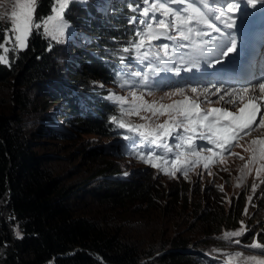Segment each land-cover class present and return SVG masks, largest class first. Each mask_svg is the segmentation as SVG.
<instances>
[{
	"label": "trees",
	"instance_id": "1",
	"mask_svg": "<svg viewBox=\"0 0 264 264\" xmlns=\"http://www.w3.org/2000/svg\"><path fill=\"white\" fill-rule=\"evenodd\" d=\"M101 2L89 0L87 4ZM160 2L177 11L186 6L156 1ZM38 3L36 19L49 14L51 7L50 0ZM76 5L67 20L99 36L55 45L34 30L26 49L7 54L10 66L0 63V264H220L200 253L214 254L217 249L225 253L243 249L248 242H264V194L258 202L254 195L251 203L249 195L240 194L231 205L209 188L193 202L182 184L173 183L177 185L164 194L149 173L129 182L120 178V170L106 156H111L110 149L99 135L106 134L103 125L82 119L77 111L80 100L89 98L90 89L102 76L98 62L119 52L123 35H133V31L122 10L112 19L125 26L122 32H115L113 26L100 31L83 7ZM155 17L163 18L160 12ZM0 28H4L1 22ZM0 54H4L2 49ZM45 87L51 90L39 92ZM56 120L64 121L71 133L99 138L96 147L80 146L84 162L77 166L84 163V168L77 178L68 175L69 167L56 175L50 169L54 160L70 164L79 159L75 144L74 149L66 145L69 151L64 156L40 153L46 142L69 139ZM151 209L170 210L177 218H185L184 223L178 221L175 232L168 229L169 236L161 234L144 247L128 234L136 219L117 217L120 213L145 216ZM241 221L247 222V232L233 244L223 240L226 231L241 227ZM15 225L23 239L16 238Z\"/></svg>",
	"mask_w": 264,
	"mask_h": 264
},
{
	"label": "snow or ice",
	"instance_id": "2",
	"mask_svg": "<svg viewBox=\"0 0 264 264\" xmlns=\"http://www.w3.org/2000/svg\"><path fill=\"white\" fill-rule=\"evenodd\" d=\"M2 2V0H0ZM73 0H50L51 7L50 12L46 16L40 17L36 20V8L37 0H14L12 11L8 17L10 21L9 27L0 28V36L3 37V42L0 43V49L3 50L4 54H0V63L10 66L7 53L9 50L14 53L17 51H22L27 48L28 39L31 36L33 30H36L37 34H43L46 37H50L57 43H61L66 30L71 27L69 22L65 19L64 13L68 9L69 4ZM80 3H86V0H78ZM203 4L208 12L202 11L201 8L197 7L194 3H187L186 0H171L172 4H186V6L181 10L177 11L172 7L166 5L163 2L153 3L150 7L143 8L141 15L148 18L150 12L152 13V20H154L160 31L153 28L152 23H147V32L143 36L150 37L151 39H159L160 37H165L169 40H176V36L168 35L169 31H176L179 33V38L183 41H189L193 43L196 50L200 52L201 55H215L217 59L214 61L215 64L223 63L221 57L227 58L230 54L237 52V39L232 33V29L236 27V20L233 19V15L237 10L240 9V4L237 0H224L223 3H219L217 0V6L215 8H209L208 0H199ZM256 0H246V3L255 7ZM261 5L264 6V0H260ZM148 4L149 0H145ZM136 9H133L135 11ZM161 12L163 18L156 20L155 13ZM209 12L215 13L214 16H210ZM168 17H171V22H169ZM4 17L0 16V19ZM215 21L220 22L223 28L217 26ZM135 22V18H133ZM139 23L145 24V20H140ZM200 26L210 29L209 31H201ZM227 29L229 31L225 32ZM42 30V33H41ZM9 33L12 34L14 38V44H12L11 49L6 47V45L11 43L9 38ZM212 33L218 34L217 39L202 40L201 44H195L192 39L193 34L196 37L203 38L204 36H211ZM137 35H141L137 33ZM144 44V39L140 40L137 44V49L142 47ZM208 45H213V48H207ZM163 48L168 49V45L164 44ZM50 50V49H49ZM127 51V49H125ZM171 58V57H169ZM195 64V61L193 62ZM215 88V85H213ZM258 87L259 92L264 94V81L258 84H252L251 86L242 88H215L212 89L205 88L200 90L196 87L189 89L191 93L204 95L205 103H211L209 98V93L214 96H218V100L215 101L219 103L224 101L225 96L231 99L225 101L227 104H232L235 98H238L242 106L237 107L234 111L226 108H210L206 112L201 110V103L197 100L191 99L188 96H184L182 101H177L169 105H159L157 106L155 102L148 104L144 101L141 108L145 111H150L152 115H168L169 121L165 124L158 125V129L162 130H150V131H139V135L148 139L151 137V144L156 148H163L167 153L172 152V148L165 142L164 138H172L174 133H177L178 129H183L185 133H193L195 137L199 140L206 141L207 144L211 145L208 148H201L199 151L196 150L194 146L193 135H188L185 137H179L178 134L176 138L187 141V148L191 149V155L197 157L200 156V152L212 153V157L217 155L227 154L229 156L238 157L240 160H245V157L232 151L233 147H241L243 151L249 153L247 161L244 163L241 172L251 173L253 167H255L256 178L259 179L261 174H264V138H255L250 141L247 147H244L240 143L245 137L251 135L252 132L257 129L264 128V112H261V107L256 96L249 95L250 92H254ZM221 92L224 95H219ZM185 93L184 88H176L173 93H166V95H183ZM134 95V94H133ZM118 103H123V97H113ZM138 108L130 109L129 111H136L139 113ZM123 114L124 109H121ZM260 114L259 122L257 123V114ZM113 122H116V117H113ZM120 128H125L126 125L123 122L119 123ZM132 131L131 128L128 129ZM201 130V131H198ZM125 139H128L126 136ZM182 144H177L176 148L182 147ZM219 149L217 152L215 149ZM184 153H177L176 158L172 161L174 165L173 172H165L166 175L175 178V172H182L184 178H188V168H183L180 166L181 156ZM212 157H204V169L209 168V162ZM145 163H149L154 168H159L160 166L155 163H151L153 159L163 160L164 163H168L164 156L156 155L154 152H150L139 155ZM185 163L195 165L196 161H185ZM209 175L212 173L209 171ZM264 183V180L261 181ZM257 185L253 183L252 191L255 192ZM249 203H251L252 197H248ZM245 215L248 214L247 208L244 210ZM245 228L243 222L241 221V229L239 231L225 232L224 238L228 239L231 237H239ZM17 239H23V236L19 231L16 232ZM239 243V241H236ZM249 247L253 249H264V245L258 242H253ZM236 257H241V253L237 252ZM245 264H264V259H260L257 256H248L245 258Z\"/></svg>",
	"mask_w": 264,
	"mask_h": 264
},
{
	"label": "rangeland",
	"instance_id": "3",
	"mask_svg": "<svg viewBox=\"0 0 264 264\" xmlns=\"http://www.w3.org/2000/svg\"><path fill=\"white\" fill-rule=\"evenodd\" d=\"M38 1L39 0H37V3H38ZM164 1H167V0H164ZM222 1H224V0H219V3H222ZM242 1H246V0H242ZM186 2H191V3L194 2L197 7H199V8L201 7V9L204 10V6H203V4H201L199 2V0H186ZM75 3L77 4L76 8H78L81 5L80 2H78V0H73V2L69 4L68 9L64 13L65 19L68 18V16H71L70 13H72ZM208 3H209V7L211 5H214V8L217 6V0H208ZM13 4H14V0H2V2H0V16L4 17L3 19H0V22L4 28L9 27L10 21H8V17L11 14ZM36 20H39V19H36ZM68 22L71 25V27L66 30L65 36L63 38H61L62 42H66V43H69L71 40H77V29L74 27V25L70 21H68ZM153 28L157 31H160L159 27H153ZM203 29H204V31H206V28H204L203 26H200V30L202 31ZM41 32H42V30H41ZM9 38L11 40V43L6 45V47H9L11 49L12 44H14V38H12L11 33H9ZM160 38L164 39V40H169V39H166L165 37H160ZM199 39H201V38L197 37V41ZM53 43L55 45L57 44V42L54 40H53ZM10 51L11 50H9V52ZM149 56H152V55L149 54ZM61 60H63L62 57H61ZM45 90H51V89L48 87H45L44 89L40 90L39 92H44ZM136 91H137V96L140 98H138L135 101L134 108H138V109H140L141 112L145 113L146 116L142 121H140V124L143 125L144 128H147L156 117H159L161 115H155L154 116V115H152V113L150 111L143 110L141 108L142 103L144 101H146L148 104H151V99L146 98L145 94L142 90L136 89ZM175 102H177V100H175V101L170 100V99L160 100L159 105H161V104L169 105V104H173ZM161 117L169 120L168 115H163ZM56 122H57L56 124H58L59 127H62V129L67 130V134L69 136V139L64 140V139H57L56 138L53 142H46L44 148L40 150L41 151L40 153L42 155H49V154L55 152V153H59L60 156H64L69 151V149L66 147V145H71L70 148L74 149L73 145L75 144L76 154L79 157V159H76V160L73 159L70 164H68L66 162H59L57 160H54L50 164V169L52 171V174L56 175L58 172H62L64 168L69 167L67 169L68 175H72V176L77 178L78 175L83 172L82 170L84 168V163H82V166H77L81 162H84V160L81 159L82 156H81L80 151H79L80 146L84 147L86 149L84 143H88V147H90V146L96 147V146H98L97 144L100 143L99 138L96 135L90 134V133H86V134L71 133L72 130L69 127L65 126L64 121L56 120ZM143 126H141V127H143ZM50 127L54 130V128L52 126H50ZM30 129H33V126H31ZM99 135L103 136L101 138H102V141L104 142V145L110 144L112 142V140H110L105 135H103V134H99ZM32 138L34 140H43L42 136H32ZM109 153L111 154V156H108V155H106V156L115 163V168L120 170V174H125V173L128 174L131 172L133 167H135V164H130L128 161L122 160V159L116 157L112 152H109ZM88 162H90V161H88ZM122 178H124V177L122 176ZM151 180L153 182H155L156 185L161 186L163 193L167 194V195L170 193L172 186L175 185V184H169L165 181L160 182V181H157L154 179H151ZM163 180H168V179H163ZM207 188H208V185L206 183H204V186H203V184L201 185V181L199 183L195 184L194 186L188 188V191L193 196V202L197 201L200 192H203V190L206 193H208ZM237 192H238L237 189L230 188V194L229 195L225 194V196L227 198L230 195H232L233 197H236ZM259 193H260V188L256 187L254 200H261L260 198L262 197V195H260ZM258 197H259V199H258ZM164 212H166V213L163 214ZM164 212L151 209V212L145 216L138 213L137 215H135L133 217H128L127 213H120L117 217V220H119L120 218H123V219L128 218L129 220L130 219H136V221H134V223H131L133 229L129 230L128 234L131 237L139 240L140 243H142V245L144 247H146V243H152L153 241H156L161 234H165L166 236H169L168 229L171 230L172 232H175L176 231L175 226L178 224V221H181L180 223H184V221H182V219H184L185 217L184 218H181V217L177 218L178 214L176 215L175 213H171L170 210L169 211L166 210ZM114 215H115V213H114ZM161 224L164 226L163 229L161 228ZM13 228H14L15 235H16L17 231L20 232L17 225H15ZM20 234H21V232H20ZM195 240H197V239L194 238V241ZM190 249H191V247H190ZM250 255L251 254L243 253V254H241V257L238 258V257H236V254L231 253V254L227 255V257H223V258H226L229 261H235V263H236L237 259H240V264H244L245 258L250 256ZM251 256H257L260 259H264L263 252H256L254 255H251Z\"/></svg>",
	"mask_w": 264,
	"mask_h": 264
},
{
	"label": "clouds",
	"instance_id": "4",
	"mask_svg": "<svg viewBox=\"0 0 264 264\" xmlns=\"http://www.w3.org/2000/svg\"><path fill=\"white\" fill-rule=\"evenodd\" d=\"M11 52V51H10ZM174 73V72H172ZM172 73H169L170 75H173ZM167 77V76H166ZM102 82L104 85L109 86L110 84L108 82H103L100 79H98L95 83H99ZM181 88L185 89V93L183 94V96H188L192 99V94L189 89L190 87L188 85H185ZM195 100H198L197 102L201 103V110L202 111H207L210 108H214L213 107V101L211 103H205L203 102L205 100V98H203L201 95H197L195 94ZM101 118L98 119V121H96L95 123H100L103 125V128L106 130V134H104L106 137H108L110 140H112V142L110 144H106L107 148L110 149V152H112L116 157L122 159V160H126L128 161L130 164H135V167H133V169L131 170L130 173L128 174H120V178L121 179H125L127 182H129L131 179H134V177H141L143 175H146L147 173H149L151 175L150 179H154L160 182H167L169 184H173V183H177V184H182L185 188H190L192 186H194L195 184L199 183L201 181V185L204 183H206L208 185V188H213L215 191L217 190L226 201H231V205L234 201H236V197H238L241 192L238 190V188L235 185V177L236 176H240L237 172V170H227L225 172H223L222 174L217 173V171L215 170L214 166H212L211 162H209V168L206 170L203 167L204 164V157H197L195 155H191V149L187 148V142L185 140H181L176 138L177 134L179 137H182L183 135V129H178L177 133H174L172 138H164L163 142L167 143L171 148H172V152L169 153L168 159L169 162L165 165L162 166L163 169H171L174 168V165L172 163V161L175 160L176 158V154L177 153H184L185 157H187L188 162L191 161H196L195 165L192 166L191 164L187 163V166L183 167V168H188V178H184V176L182 175V172L179 173L175 178L173 177H169V178H165L160 174L155 173L150 165H147L146 163L139 161L133 157H126L125 155H123V151L125 149V142H123V139L121 138L120 135H114L113 134V126L109 123L107 116L105 115L104 112H102L100 114ZM167 120H165L166 122ZM165 122L163 124H165ZM162 125V124H161ZM130 128L132 129L131 134L135 137H137L144 145V150H148V149H152L151 148V137H148V139H144L139 135V131H150V130H159L158 126H154V127H137L134 124L130 125ZM162 131V130H159ZM201 131V130H198ZM177 144H182L183 146L180 148H176ZM194 146L196 148V150L198 151V144L194 143ZM207 147H211V145H207ZM158 149V148H156ZM215 150H219L218 148ZM234 152L238 153L237 151L234 150ZM238 160L239 158L236 157ZM211 172L212 174L209 175L208 172ZM122 176L124 178H122ZM163 179H168V180H163ZM175 184V185H177ZM179 186V185H178ZM230 188L233 189H237V196L233 197L232 195H230L228 198L225 196V194L229 195L230 194ZM204 191V190H203ZM187 252L192 253L194 251L192 250H188Z\"/></svg>",
	"mask_w": 264,
	"mask_h": 264
},
{
	"label": "bare ground",
	"instance_id": "5",
	"mask_svg": "<svg viewBox=\"0 0 264 264\" xmlns=\"http://www.w3.org/2000/svg\"><path fill=\"white\" fill-rule=\"evenodd\" d=\"M256 1H260V0H256ZM234 15L235 16H239L240 15V12H236V13H234ZM212 57H215V55H210L209 56V58H212ZM259 68H260V66H259ZM172 74H174V75H179V76H181V77H185L186 75L184 74V73H182V72H174V73H172Z\"/></svg>",
	"mask_w": 264,
	"mask_h": 264
},
{
	"label": "water",
	"instance_id": "6",
	"mask_svg": "<svg viewBox=\"0 0 264 264\" xmlns=\"http://www.w3.org/2000/svg\"><path fill=\"white\" fill-rule=\"evenodd\" d=\"M189 253V252H188Z\"/></svg>",
	"mask_w": 264,
	"mask_h": 264
}]
</instances>
